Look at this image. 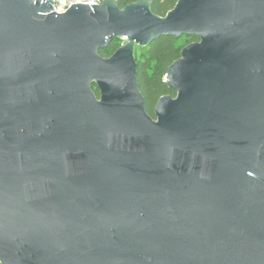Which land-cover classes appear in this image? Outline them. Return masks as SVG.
<instances>
[{"label": "water", "instance_id": "water-1", "mask_svg": "<svg viewBox=\"0 0 264 264\" xmlns=\"http://www.w3.org/2000/svg\"><path fill=\"white\" fill-rule=\"evenodd\" d=\"M50 3L0 0V264H264V0Z\"/></svg>", "mask_w": 264, "mask_h": 264}, {"label": "trees", "instance_id": "trees-1", "mask_svg": "<svg viewBox=\"0 0 264 264\" xmlns=\"http://www.w3.org/2000/svg\"><path fill=\"white\" fill-rule=\"evenodd\" d=\"M117 1L119 7L123 8L138 0ZM176 2L177 0H153L151 10L155 15L164 17L173 9ZM186 38L190 39L191 43L197 41L195 37ZM179 40H175L171 37H162L154 41L149 47L135 48L134 57L137 63L139 90L145 100L146 112L150 116H152L153 108L161 97L175 96L165 84L164 77L168 68L180 58V52L184 47L181 48L178 46ZM117 41H119V39H114L106 49L100 50V55L104 57L108 49H114ZM95 94L98 95L96 90Z\"/></svg>", "mask_w": 264, "mask_h": 264}, {"label": "built area", "instance_id": "built-area-1", "mask_svg": "<svg viewBox=\"0 0 264 264\" xmlns=\"http://www.w3.org/2000/svg\"><path fill=\"white\" fill-rule=\"evenodd\" d=\"M52 1L51 4L53 13L55 14H64L66 13L72 6L77 5H88V7L92 8L90 5L99 6L102 4L103 0H46Z\"/></svg>", "mask_w": 264, "mask_h": 264}, {"label": "rangeland", "instance_id": "rangeland-1", "mask_svg": "<svg viewBox=\"0 0 264 264\" xmlns=\"http://www.w3.org/2000/svg\"><path fill=\"white\" fill-rule=\"evenodd\" d=\"M198 41V40H197ZM196 41V42H197ZM179 42V45L181 48H185L187 47L188 45L192 44V43H195V42H192L191 43V40L186 38V37H182L180 38V40L178 41ZM117 44L115 45L114 49H108L107 52L105 53V58H109L111 57L121 46L125 45L126 44V41L125 40H119L116 42ZM154 110V108H153ZM152 117H153V114H152ZM154 118V117H153Z\"/></svg>", "mask_w": 264, "mask_h": 264}]
</instances>
